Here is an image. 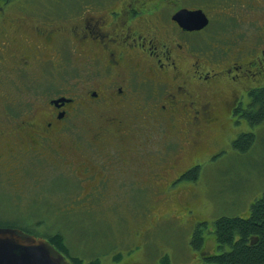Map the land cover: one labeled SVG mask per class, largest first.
Masks as SVG:
<instances>
[{"label": "rangeland", "instance_id": "374dc122", "mask_svg": "<svg viewBox=\"0 0 264 264\" xmlns=\"http://www.w3.org/2000/svg\"><path fill=\"white\" fill-rule=\"evenodd\" d=\"M97 1L7 0L0 3V32L4 30L2 14L15 15L22 10L21 6H25L29 14L41 16V20L50 24L58 21L59 24L62 17L76 19L85 12L87 5L94 8ZM183 1L194 6V0ZM196 1V6L209 16L210 23L199 34L195 45L211 51L217 65L226 61L237 63L236 55H241L239 61L248 54L255 61L264 60L261 52L264 50V0H258L255 9L246 5L248 0ZM1 37L0 53L5 50V41ZM11 40L10 35L6 42ZM24 40L27 48L36 51L37 38L24 37ZM70 46V55L64 59L55 57L52 65L38 64L35 59L26 61L27 79L2 68L6 56L1 55L0 113L9 115V120L5 121L7 130L13 126L10 119L28 109L37 112L39 121L46 119L43 105L49 96L60 92L55 90L59 85L70 86L67 95L79 104L78 98L85 94L87 82L85 71L77 61L79 50L76 46L71 50ZM3 53L10 56L15 52L5 50ZM12 62L9 59L15 69ZM253 66L249 75L239 72L237 78L248 88L264 85V62L258 63L259 69ZM75 81L79 83L77 87H74ZM134 84L132 95L144 104L147 86L141 81H134ZM247 98V95L242 98L244 104ZM91 105L75 106L68 117L67 131H64L72 139L77 138L76 142L83 141L87 148H93L88 141L91 142L98 119H101ZM108 109L114 110L109 106L105 111ZM240 120L229 124L219 138H206L207 155L200 157L201 161L204 159L201 173L197 172V177L188 183L191 189H180L182 196L177 193L182 198L188 196L190 208L184 209L178 195L177 198L163 197L159 185L137 187L133 181L119 179L116 189L112 177L98 186L90 184L88 187L87 181L91 182L92 176L87 180L78 172L65 168L64 158L53 150L52 140L46 139L44 146L36 147L21 144L18 138L12 156L14 167H7V158L3 159L6 164L0 161V222L29 225L39 234L59 231L64 236L69 255L84 261L97 258L99 264H163L162 259L167 256L169 264H207L202 256L217 252L213 221L224 216L246 217L254 200L264 193V120L253 126L243 116ZM247 132L254 135L250 149L244 152L234 149L231 142ZM168 137L171 143L177 141L179 145L180 134L170 132ZM2 147L7 150L6 144ZM218 150L219 155L214 159L207 158ZM111 155L110 149L101 159L112 161ZM106 168L113 171V163L107 161ZM201 228H204L202 245L196 249L191 241L195 231ZM65 258L69 260L66 255Z\"/></svg>", "mask_w": 264, "mask_h": 264}, {"label": "flooded vegetation", "instance_id": "af4514ba", "mask_svg": "<svg viewBox=\"0 0 264 264\" xmlns=\"http://www.w3.org/2000/svg\"><path fill=\"white\" fill-rule=\"evenodd\" d=\"M248 1L246 5L251 8L258 6V0ZM196 2L193 6L183 0H99L94 8L87 5L76 19L62 17L59 24L29 14L25 6L15 15L2 14L4 30L0 37L5 41V50L15 52L9 56L2 49L0 57L6 56L2 68L27 79L26 61L35 59L38 64L52 65L55 57L64 59L70 55L72 42L70 49L76 46L79 50L77 61L85 71L87 84L79 104L67 95L70 86H57L55 90L60 92L49 96L43 105L44 120L39 121L37 112L28 109L10 119L13 126L7 130L5 121L9 115L0 113V161L7 158V167L13 166L18 138L21 144L36 147L50 139L55 145L53 150L64 158L65 168L87 180L93 178L87 181L88 187L113 177L115 188L119 179L133 181L137 187L159 185L165 198H177V193L183 195L180 189H191L188 183L203 169L204 159L200 157L207 155L206 138L217 139L229 124L241 122L235 111L246 108L249 100L244 104L242 98L249 89L238 81L239 72L244 75L253 65L258 68V63L264 62L250 59L248 54L240 61L241 55H236L237 63L217 65L211 51L195 45L210 23L209 16L206 14L208 25L199 31L186 30L173 19L181 9H199ZM10 35L13 40L7 43ZM32 36L38 39L36 51L25 46L24 37ZM261 52L264 55V50ZM134 81L147 86L144 104L132 95ZM78 85L75 81L74 87ZM88 104H93V112L101 116L88 141L93 148L64 132L75 106ZM109 106L114 110L105 111ZM170 132L181 135L179 145L177 141L170 142ZM110 149L112 161H103L101 158ZM219 151L207 158H214ZM107 161L113 163V171L107 170ZM183 198H178L180 206L190 208L188 196Z\"/></svg>", "mask_w": 264, "mask_h": 264}, {"label": "trees", "instance_id": "16d2710c", "mask_svg": "<svg viewBox=\"0 0 264 264\" xmlns=\"http://www.w3.org/2000/svg\"><path fill=\"white\" fill-rule=\"evenodd\" d=\"M6 1L0 0V3L4 4ZM248 89L247 97L249 101L245 106L246 108L237 109L235 113L240 114V117L243 116L249 125L253 126L264 120V85ZM253 142V133L247 132L235 138L231 142V146L244 152L250 149ZM192 177L194 178V176ZM247 214L246 217L224 216L213 221L217 252L202 256L207 264H264V193L254 200ZM0 227L19 228L25 233L43 236L59 252L69 258L70 264H99L97 258L84 261L81 258L69 255L68 249L64 245V236L59 231L52 234L41 232V235L30 229L33 227L29 225H17L8 221L2 222ZM202 231H204V228L197 229L193 235L191 243L196 249H200L202 245ZM162 261L163 264H169L167 256Z\"/></svg>", "mask_w": 264, "mask_h": 264}, {"label": "water", "instance_id": "95a60500", "mask_svg": "<svg viewBox=\"0 0 264 264\" xmlns=\"http://www.w3.org/2000/svg\"><path fill=\"white\" fill-rule=\"evenodd\" d=\"M173 19L184 29L199 31L208 18L201 9L179 10ZM63 103L65 100H59ZM0 264H70L65 256L43 237L21 229L0 227Z\"/></svg>", "mask_w": 264, "mask_h": 264}]
</instances>
